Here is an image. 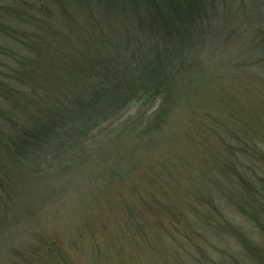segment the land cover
Listing matches in <instances>:
<instances>
[{
    "label": "trees",
    "instance_id": "obj_1",
    "mask_svg": "<svg viewBox=\"0 0 264 264\" xmlns=\"http://www.w3.org/2000/svg\"><path fill=\"white\" fill-rule=\"evenodd\" d=\"M224 1L0 0V250L8 252L7 262L0 264H73L61 235L46 228L48 220L61 226V219L72 214L68 210L83 221L77 238L68 243L79 245L86 237L94 264L107 261L111 247L139 243L142 237L149 242L144 223L149 207L169 215L181 228L175 217H185L188 207L178 208L176 199L182 190L178 186L187 183L185 168H163L156 176L139 180L136 172L143 163L139 147L155 146L154 132L170 115L178 77L187 76L197 62L193 55L200 48L194 33L202 40L211 11ZM71 5L94 21L120 20L125 28L109 27L104 36L91 41L86 21L77 23L80 29L67 26L69 31L60 22L49 23L59 19L58 11L62 17L64 8L72 10ZM109 121L116 125L103 126ZM228 137L239 136H225L230 147ZM124 138L132 139L131 149L119 160L116 154ZM226 159L228 169L238 167L240 175H232L239 182L234 185L242 189L227 201L263 238L264 162L255 158L257 164L241 165L236 157L235 163ZM9 161L26 173L19 181L43 182L49 203L21 202ZM210 209L214 218L207 234L192 224L207 250L203 256L190 253L193 262L264 264V238L260 246L240 227L234 226L231 233L222 209ZM12 228L16 234L31 230L32 240L22 245L16 237L8 240ZM235 232L241 237H231ZM216 235L238 239L242 252L224 249Z\"/></svg>",
    "mask_w": 264,
    "mask_h": 264
},
{
    "label": "rangeland",
    "instance_id": "obj_2",
    "mask_svg": "<svg viewBox=\"0 0 264 264\" xmlns=\"http://www.w3.org/2000/svg\"><path fill=\"white\" fill-rule=\"evenodd\" d=\"M229 4L230 7L221 8ZM72 6V10L67 8V11L64 8L62 17L58 16L59 11L56 13L55 17H59L61 21L52 18L48 20L49 23L55 26L60 22L59 26L68 30L67 26L71 29L77 26L80 29V25L86 21L91 41L104 36L103 30L108 32L109 27L113 30L114 27L121 30L125 28V23L121 25L120 20L110 19L112 23H109L105 18L100 21L95 17L94 21L85 10ZM258 7L262 9V14ZM81 20L83 22H79ZM207 26L202 40L194 33V42L200 48L193 55L197 62L193 63L187 76L178 77L175 90V94H178L172 101L170 115L154 132L155 146L148 144L143 149L139 147L140 151H143V163L136 172L139 180H144L149 175L156 176L163 172V168H185L187 183L177 188L178 191L180 188L182 190L179 196H176V206L188 207V213L185 217H175L181 226L178 229L174 226L172 217L163 213L160 215L149 207L151 213L144 217L145 229L150 233L149 242L142 237L139 243L117 246L115 249L111 247L109 259L100 264H195L190 253L192 256H203L207 250L201 243L204 241L203 236L194 230L192 224L202 228L207 234V225L211 224L214 218L210 207L214 211L222 209L220 214L222 219L226 218L231 233L234 226H237L243 234L252 233L253 243L256 245L262 246L264 243V237L259 236L250 220L227 201L232 194L235 196V192L240 193L242 189L234 185L239 182L237 180L236 183L232 175L234 172L240 175L238 167L236 166V171L230 164L228 169L226 159L229 157L235 163L236 157L237 162L239 159L242 161L241 165L257 164L255 158H261L264 162V0H225L211 11ZM144 31L150 35V32ZM133 33L132 31L131 34ZM115 125L111 121L103 124L105 127L109 126L108 129ZM229 134L239 136L227 138L231 143L230 147L224 143L225 136ZM130 141L132 139L124 138L119 143L120 150L116 154L120 157L119 160L128 156ZM112 148L115 149L114 146ZM132 149L134 151V148ZM242 150L253 153L241 155L239 152ZM254 153H260L261 156ZM124 161L126 162L125 159ZM9 164L11 177H17L10 179L19 188L21 202L28 204L35 200V203L41 206L49 203L44 196L45 185L42 181H38L40 186L33 185V181H19L18 178L25 180L26 173L19 172L17 164L13 165L10 161ZM148 184L151 183H146ZM37 187L38 189H35ZM66 213H72L69 216L71 218L61 219V226L48 220L46 228L61 235L65 249L72 256L73 264H94L86 237L81 236L79 239L78 243L82 244L72 246L68 243L71 238H77L76 233L78 234L83 221L73 210ZM66 213L62 214L67 216ZM235 234L239 232L229 235L233 238L241 237V234ZM12 238L20 239L19 245L27 244L32 240L31 230L21 229L16 234V228H12L7 239ZM217 238L220 241L216 240V243L220 242L219 245L229 252L238 255L242 252L243 246L238 239H226L219 235ZM205 245L208 246L207 243ZM7 256V251L0 250V262L6 261ZM214 256L219 258L218 253ZM220 262L230 263L224 258H221ZM255 262L258 263V260Z\"/></svg>",
    "mask_w": 264,
    "mask_h": 264
}]
</instances>
